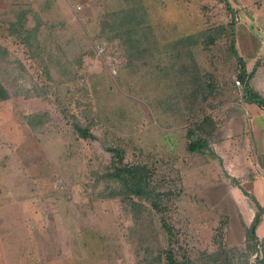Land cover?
<instances>
[{
    "label": "rangeland",
    "instance_id": "1",
    "mask_svg": "<svg viewBox=\"0 0 264 264\" xmlns=\"http://www.w3.org/2000/svg\"><path fill=\"white\" fill-rule=\"evenodd\" d=\"M140 1L149 39L143 56L130 60L122 41L106 38L102 22L123 15L124 0H0V43L8 52L0 59L7 92L0 99V264H165L168 245L185 264H203L220 248L236 264H260L264 248L260 239L255 249L247 246L237 196L239 186L251 188L253 174L263 178V160L234 122L225 127L237 113L245 121L250 114L243 83L234 85L239 66L230 36L208 46L201 37L181 39L234 21L237 49L235 25L245 22L244 38L259 36L250 83L264 97V0ZM21 7L40 46L35 56L1 20L16 19ZM194 64L217 84L205 100L182 86ZM206 114L214 120L209 149L190 152L187 128ZM72 117L96 138L79 137ZM102 141L120 147L124 161L146 165L159 211L141 201L136 219L122 195L91 186L93 172L110 161ZM255 211L244 217L252 220Z\"/></svg>",
    "mask_w": 264,
    "mask_h": 264
},
{
    "label": "trees",
    "instance_id": "2",
    "mask_svg": "<svg viewBox=\"0 0 264 264\" xmlns=\"http://www.w3.org/2000/svg\"><path fill=\"white\" fill-rule=\"evenodd\" d=\"M227 1V0H226ZM124 6L127 7V11L121 16L111 17L109 20H102L103 25H106L107 34L106 38L119 39L127 48V55L131 60L133 57H142L145 46L142 42H145L148 37L146 35L148 28V18L145 8L140 0H124ZM227 6H230L227 3ZM125 8V7H124ZM25 9L21 7L18 13H15L16 19H1L2 21L9 24V33L17 35L21 40L26 41L28 48L31 50L30 54L35 56L37 52L36 47L39 49L38 42L36 41V35L34 34L35 29L24 27V11ZM118 10H124L118 8ZM145 25V30H144ZM226 33L230 36V41L232 45V51L235 55L236 61L238 63L239 69L236 73L240 77L242 85V96L247 102H254L257 105L264 108V97L249 83L251 71H247L245 68V62L243 58L238 54V51L234 45V21H230L228 25H215L212 27H207L198 33H191L182 38L181 41L185 44L196 43L201 37L202 42L205 46L214 43L215 39L221 36V34ZM147 38V39H146ZM146 39V40H145ZM145 40V41H144ZM172 43V42H171ZM6 47L2 46L0 43V59L7 54ZM81 58V55H80ZM80 60V59H79ZM181 74L184 77L186 75V70L183 67V63H180ZM43 66H47L43 62ZM256 64L252 68H255ZM190 76L187 79V83L184 85V90L189 96L196 97L200 95V99H207L217 90V84L213 81L210 74L200 73L197 70L196 64L192 65L190 68ZM187 86V87H186ZM7 92L0 84V99L5 98ZM71 123L77 131L79 137L82 138H96V136L89 130V127L83 124L76 117L71 118ZM192 125L188 126L186 131L187 141L185 147L190 152H203L205 149H209V140L214 130V120L210 114H206L202 120L193 121ZM104 149L110 152V161L104 167V170L99 174L97 171L93 172V181L91 186L93 188L99 186L101 183L103 186L99 189L98 194L116 197L119 195L123 196L126 205L133 212L135 218H139L142 213L141 201L148 202L149 206L155 211L160 210V199L158 192H156L149 183L147 167L145 164L140 163H129L123 160V150L112 144H104L102 141ZM263 160L264 166V153L259 155ZM237 181L236 178H233ZM237 183V182H236ZM238 184V183H237ZM239 186V185H238ZM241 191L250 197L254 202L256 211L254 212L253 218L248 226L245 227L246 242L247 246L251 249H255L258 244V237L255 232V228L261 218L264 206L261 205L252 193L240 187ZM137 197V200H131L132 197ZM165 229L170 232V227L166 222L163 221ZM248 241L251 243L249 244ZM260 246L264 248V239L259 242ZM148 249V247H147ZM147 251V250H146ZM158 251V252H157ZM156 258L157 261H161L162 253L161 249H157ZM230 250L220 248L218 251L209 254V257L203 261V264H236L232 261L233 257L229 254ZM165 258V264H185L183 260H178L173 255L168 245L167 248L163 250ZM161 254V257H160ZM256 255L255 257H257ZM260 264H264V256L258 260Z\"/></svg>",
    "mask_w": 264,
    "mask_h": 264
},
{
    "label": "crops",
    "instance_id": "3",
    "mask_svg": "<svg viewBox=\"0 0 264 264\" xmlns=\"http://www.w3.org/2000/svg\"><path fill=\"white\" fill-rule=\"evenodd\" d=\"M238 25H235V40L237 43V51L238 54L243 58L245 62V68L247 71L253 72L255 68H252L253 65L255 64L257 57H258V49L256 50L255 44L258 47L259 43V36L257 37L254 33L249 34L248 38H244V33L247 29V25L245 22H239L237 23ZM239 33H242L243 38L240 39ZM258 35V34H257ZM246 39H248L253 45V48H249ZM253 49V50H252ZM252 66V67H251ZM252 75L250 76L249 81H251ZM250 83V82H249ZM254 88H256L252 83H250ZM250 109V114L248 117V121H245L243 117V112L237 113L240 117L238 120L234 119V121L228 120L227 123L225 124V127L228 126L229 129H231L233 122L235 125V131L239 132V136L243 138L244 144L245 140L248 138V143L249 147L253 149V151L256 153L255 156L257 157V154H263L264 153V109L257 105L254 102H247L244 101ZM222 129H220L218 132H221ZM220 139L216 140L218 143ZM217 143L214 144V150L216 154H218L223 162L224 165L228 167L229 162L227 161L226 156L222 154L221 151H218L216 145ZM241 163L243 165V168L246 170H249L250 166V161L244 154H240ZM261 168L264 169V166L261 165ZM262 175H264V172H262ZM252 180H251V188L248 189L247 191L252 192L254 197L257 199V201L264 206V176L263 178L259 176V174L252 175ZM238 197V204H239V209H241V214H243V222L245 223L246 226H248L251 220L250 218L246 219L244 215H248L253 210L254 207V202L250 199L249 196L245 195L241 190L239 193ZM244 198V199H243ZM248 217V216H247ZM256 235L258 239H264V209L261 214V218L255 228Z\"/></svg>",
    "mask_w": 264,
    "mask_h": 264
},
{
    "label": "built area",
    "instance_id": "4",
    "mask_svg": "<svg viewBox=\"0 0 264 264\" xmlns=\"http://www.w3.org/2000/svg\"><path fill=\"white\" fill-rule=\"evenodd\" d=\"M235 19H238V16L234 17ZM242 84V81L240 79V77H238L237 75L234 76V85L235 86H239ZM259 169H261L264 172V169L261 168V166L259 167Z\"/></svg>",
    "mask_w": 264,
    "mask_h": 264
}]
</instances>
